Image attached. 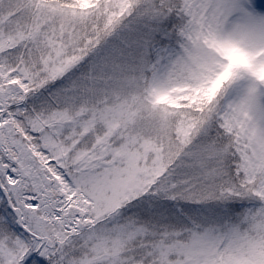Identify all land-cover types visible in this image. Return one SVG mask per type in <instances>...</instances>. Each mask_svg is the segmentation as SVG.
<instances>
[{
	"label": "snow or ice",
	"instance_id": "1",
	"mask_svg": "<svg viewBox=\"0 0 264 264\" xmlns=\"http://www.w3.org/2000/svg\"><path fill=\"white\" fill-rule=\"evenodd\" d=\"M0 264H264V0H0Z\"/></svg>",
	"mask_w": 264,
	"mask_h": 264
}]
</instances>
